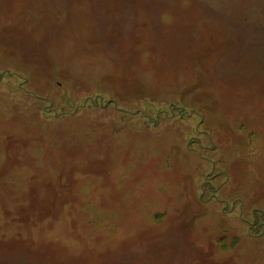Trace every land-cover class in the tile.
<instances>
[{"label":"rangeland","instance_id":"1","mask_svg":"<svg viewBox=\"0 0 264 264\" xmlns=\"http://www.w3.org/2000/svg\"><path fill=\"white\" fill-rule=\"evenodd\" d=\"M0 264H264V0H0Z\"/></svg>","mask_w":264,"mask_h":264}]
</instances>
